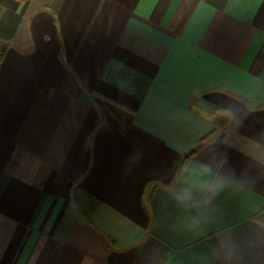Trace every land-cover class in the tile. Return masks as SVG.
I'll return each mask as SVG.
<instances>
[{"label":"crops","instance_id":"crops-1","mask_svg":"<svg viewBox=\"0 0 264 264\" xmlns=\"http://www.w3.org/2000/svg\"><path fill=\"white\" fill-rule=\"evenodd\" d=\"M0 264H264V0H0Z\"/></svg>","mask_w":264,"mask_h":264},{"label":"trees","instance_id":"trees-1","mask_svg":"<svg viewBox=\"0 0 264 264\" xmlns=\"http://www.w3.org/2000/svg\"><path fill=\"white\" fill-rule=\"evenodd\" d=\"M200 104L210 106L212 111H216L218 109L217 106L212 105L211 103L204 101L203 98L198 97V96L195 97L193 99L192 105L196 106V107L197 106L200 107ZM213 134H214V132H212L209 135H207L206 137H204L193 149H191L186 154V157L183 160L182 164H184V161L186 159H188V158L192 157L194 154H196L209 140H211L213 138ZM81 194H82V196H81ZM83 195H85V194H84V192L82 191L81 188H79V187L75 188L74 191H73V196H72L73 197V203L75 205V208H76L77 213L79 214V216L83 220L88 221L90 219L91 214L94 212L95 208H94V206H92L91 208H88V209H86L84 207V205L82 204ZM85 196H87V195H85Z\"/></svg>","mask_w":264,"mask_h":264},{"label":"clouds","instance_id":"clouds-1","mask_svg":"<svg viewBox=\"0 0 264 264\" xmlns=\"http://www.w3.org/2000/svg\"><path fill=\"white\" fill-rule=\"evenodd\" d=\"M222 188V184H220L219 186H213L212 188H209L207 185H205L202 191L218 192L222 190ZM195 191L196 189L192 185H185L184 187L180 188L175 193L177 202L183 205H191L194 200ZM198 222V220L193 218V224H197Z\"/></svg>","mask_w":264,"mask_h":264}]
</instances>
